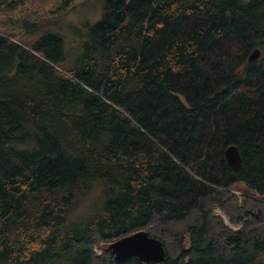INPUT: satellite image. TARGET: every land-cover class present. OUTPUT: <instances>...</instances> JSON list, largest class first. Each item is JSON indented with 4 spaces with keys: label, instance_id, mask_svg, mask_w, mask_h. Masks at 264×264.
<instances>
[{
    "label": "trees",
    "instance_id": "16d2710c",
    "mask_svg": "<svg viewBox=\"0 0 264 264\" xmlns=\"http://www.w3.org/2000/svg\"><path fill=\"white\" fill-rule=\"evenodd\" d=\"M47 21L0 29V264H157L114 261L140 230L264 264V0H104L70 51Z\"/></svg>",
    "mask_w": 264,
    "mask_h": 264
},
{
    "label": "rangeland",
    "instance_id": "374dc122",
    "mask_svg": "<svg viewBox=\"0 0 264 264\" xmlns=\"http://www.w3.org/2000/svg\"><path fill=\"white\" fill-rule=\"evenodd\" d=\"M103 3L104 0H74L63 9L59 8L60 0H21L14 11H7L0 17V29L21 35L22 20H48L50 28L64 34L67 49L74 50L81 42L87 24L91 26L102 17ZM216 212L221 213L220 210Z\"/></svg>",
    "mask_w": 264,
    "mask_h": 264
},
{
    "label": "water",
    "instance_id": "95a60500",
    "mask_svg": "<svg viewBox=\"0 0 264 264\" xmlns=\"http://www.w3.org/2000/svg\"><path fill=\"white\" fill-rule=\"evenodd\" d=\"M261 56V50H254L249 59L257 60ZM225 158L228 165L239 170L242 166V157L238 146L230 145L225 150ZM116 263L125 262L132 257L138 258L141 262H153L162 264L166 260V250L163 242L150 236L148 231L140 230L130 235L119 238L110 244Z\"/></svg>",
    "mask_w": 264,
    "mask_h": 264
}]
</instances>
